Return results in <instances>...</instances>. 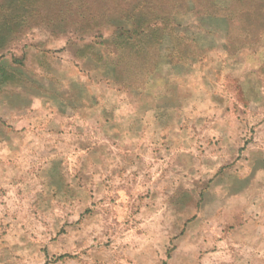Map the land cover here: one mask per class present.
<instances>
[{
    "label": "rangeland",
    "instance_id": "374dc122",
    "mask_svg": "<svg viewBox=\"0 0 264 264\" xmlns=\"http://www.w3.org/2000/svg\"><path fill=\"white\" fill-rule=\"evenodd\" d=\"M0 122V264H264V0H0Z\"/></svg>",
    "mask_w": 264,
    "mask_h": 264
},
{
    "label": "crops",
    "instance_id": "0c3cea01",
    "mask_svg": "<svg viewBox=\"0 0 264 264\" xmlns=\"http://www.w3.org/2000/svg\"><path fill=\"white\" fill-rule=\"evenodd\" d=\"M179 94V92H178ZM176 94L175 88L173 92L169 95V104L176 105L179 102V95ZM64 100V99H63ZM67 104L70 108L75 112L80 111V104H79V97H72L71 99H65ZM69 101V102H68ZM2 123L0 122V179H7L10 182L13 177L14 173L11 169L13 167L23 166L20 165L19 162L21 159H26L28 163H26L27 167H41V163L46 162L47 158L46 155L43 158L42 162V151L47 154V146L46 143L44 144L41 142L42 131H31V134L38 136L39 144L36 146V141L28 142L27 139H24L23 142L18 140L16 137H12L10 129H8V133H6L5 128H1ZM263 130H259L257 133V140H259L260 136L263 134ZM36 146V147H35ZM34 151V152H33ZM33 152L34 155L31 156ZM251 158L250 167L252 168H264V149L259 148L256 151L250 152ZM19 160V161H18ZM55 160V159H54ZM6 163V164H5ZM2 164V166H1ZM45 166V165H44ZM11 179V180H10Z\"/></svg>",
    "mask_w": 264,
    "mask_h": 264
}]
</instances>
